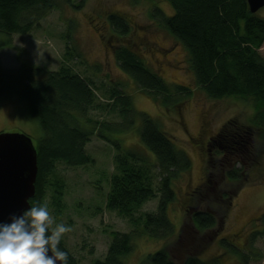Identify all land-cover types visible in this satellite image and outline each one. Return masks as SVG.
Returning <instances> with one entry per match:
<instances>
[{"label": "rangeland", "instance_id": "374dc122", "mask_svg": "<svg viewBox=\"0 0 264 264\" xmlns=\"http://www.w3.org/2000/svg\"><path fill=\"white\" fill-rule=\"evenodd\" d=\"M56 2L39 21V26L27 34L0 32V66L17 69L21 64H29L47 71L64 65L72 73L93 82L97 102H107L105 90L120 89L131 97L134 110L148 114L161 131L174 138L175 146L189 156L191 166L188 172L174 180L175 198L167 205L174 234L165 238L149 236L141 222L132 225L126 217L105 207L108 179L114 171L115 149L98 136L99 129L105 123L123 122L118 109H92L87 114L89 123L84 122V125L93 131L85 144V152L93 162L77 167L56 162L42 199V206L47 207L53 222L49 230L57 223L71 228L61 240L78 264L102 260L113 232L131 236L132 249L122 258L123 264H150L146 262L147 256L164 247L176 264L186 255H195L206 264H245L243 256H247L246 264H264V223L261 220L264 212V132L256 133L249 128L253 132L249 135L251 141L247 142L246 151H238L240 155L233 157L235 165L240 167L237 178L226 180L225 175L220 178L219 168L225 167L213 159L209 162L215 157L234 162L233 158L221 154L232 146L226 140L233 128H226L223 137L221 131L230 119H236L246 128L251 127L254 113L251 102L236 97L214 100L196 86L186 49L151 16L154 8L166 15L173 13L165 0ZM109 15L127 23V35L112 31ZM255 15L264 18V7ZM107 41H111L112 46L109 47ZM124 44L166 83L189 87L191 95L183 96L184 101L179 105L175 104L176 97L166 104L163 96L155 95L156 100L153 94L138 89L114 58L116 47ZM67 49L72 55L66 54ZM257 51L264 59V40ZM138 127L136 120L126 133L105 128L102 132L111 139H121L124 147L142 151ZM0 133L25 134L34 146L42 136L38 120L15 95L0 99ZM233 145L238 146L237 142ZM53 182L61 184L63 208L59 213L52 204ZM153 184L157 191L155 198L143 203L134 212V218L156 212L158 179L154 178ZM222 193L226 195L223 200ZM205 205L216 212V223L204 230H194V226H189L191 214L195 210L208 209Z\"/></svg>", "mask_w": 264, "mask_h": 264}, {"label": "trees", "instance_id": "16d2710c", "mask_svg": "<svg viewBox=\"0 0 264 264\" xmlns=\"http://www.w3.org/2000/svg\"><path fill=\"white\" fill-rule=\"evenodd\" d=\"M65 1L70 3V0ZM165 1L171 6L173 13L166 15L159 8H154L151 16L186 49L196 86L214 100L236 97L251 102L254 109L251 127L246 128L237 123L236 119H230L225 122L221 131L223 137L226 128H233L228 140H235L240 147L247 146V142L251 141L249 135L253 131L264 132V59L257 51L264 40V18L251 14L245 0ZM56 4V0H0V32L27 34L39 26V21ZM107 18L113 32L127 35L128 26L125 21L115 15ZM67 50L66 54H71L70 49ZM72 50L75 51L74 46ZM114 58L137 88L153 94L156 100L155 95L158 94L163 96V103L166 104L176 97L177 102H174L179 105L184 97L188 98L192 93L189 87L166 83L126 44L116 47ZM42 74L43 77L40 78ZM105 91L104 98L107 102H97L93 82L72 73L64 65L57 70L47 71L29 64H21L17 69L0 66V99L15 95L23 101L29 114L38 120L42 131L36 145L35 194L29 199V205H42L44 190L56 162L61 161L71 167L93 162L85 152V144L93 134L92 129L84 125V122L89 123L88 112L97 108L112 111L118 109L123 123L102 124L98 134L115 149L114 171L108 179L105 207L126 217L132 225L141 222L144 231L151 237H168L175 231L167 216V205L175 198L174 180L190 170L189 156L175 146L174 138L161 131L148 114L134 110L129 95L116 87ZM136 120L139 122V139L144 147L141 148L142 151L124 147L121 139H111L102 132L105 128L126 133ZM221 147L224 148V145ZM227 151L229 153H224ZM221 152L231 158L240 155L228 148ZM211 159L225 167L219 168L220 178L223 175L226 180L238 177L240 167L235 165L234 158L231 163L216 157L210 158V163ZM154 178L158 179L159 184L157 210L134 218V212L143 203L155 198L157 191L153 184ZM52 185L55 186L52 189V204L55 212L59 213L63 208L61 184L55 182L54 185L53 182ZM221 197L223 200L226 195L222 193ZM205 207L208 209L195 210L191 214L189 226H194V230H204L216 223V212L211 211L208 205ZM261 220L264 223V212ZM50 232L49 230V234ZM111 236L105 257L95 260L94 264H123L122 258L132 249L131 236L121 232H113ZM58 247L68 253V264H78L62 240ZM166 249L164 247L150 253L146 262L176 264ZM243 258L246 264L247 256ZM179 264L206 263L195 255H186Z\"/></svg>", "mask_w": 264, "mask_h": 264}, {"label": "clouds", "instance_id": "9594fccd", "mask_svg": "<svg viewBox=\"0 0 264 264\" xmlns=\"http://www.w3.org/2000/svg\"><path fill=\"white\" fill-rule=\"evenodd\" d=\"M52 223L39 203L0 223V264H68V253L58 245L71 228L57 223L49 234Z\"/></svg>", "mask_w": 264, "mask_h": 264}, {"label": "water", "instance_id": "95a60500", "mask_svg": "<svg viewBox=\"0 0 264 264\" xmlns=\"http://www.w3.org/2000/svg\"><path fill=\"white\" fill-rule=\"evenodd\" d=\"M255 14L264 0H245ZM37 152L32 140L22 133H0V223L10 222L30 208L35 194Z\"/></svg>", "mask_w": 264, "mask_h": 264}, {"label": "flooded vegetation", "instance_id": "af4514ba", "mask_svg": "<svg viewBox=\"0 0 264 264\" xmlns=\"http://www.w3.org/2000/svg\"><path fill=\"white\" fill-rule=\"evenodd\" d=\"M107 44L109 45V47L110 46H112V44H111V41H107ZM226 142L228 143V144H230V145H232V146H229V149L231 150V151H236V152H238V151H242V152H245L246 151V149H245V147L244 146H234L233 145V143H235L236 144V142H233V141H231V140H226ZM246 154V153H245ZM225 157H226V155H224Z\"/></svg>", "mask_w": 264, "mask_h": 264}]
</instances>
